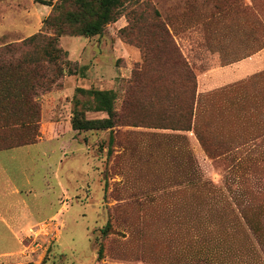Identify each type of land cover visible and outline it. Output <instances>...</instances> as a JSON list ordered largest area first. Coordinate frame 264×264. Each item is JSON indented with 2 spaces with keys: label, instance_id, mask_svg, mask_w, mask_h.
<instances>
[{
  "label": "rangeland",
  "instance_id": "374dc122",
  "mask_svg": "<svg viewBox=\"0 0 264 264\" xmlns=\"http://www.w3.org/2000/svg\"><path fill=\"white\" fill-rule=\"evenodd\" d=\"M59 1L46 0L50 14ZM116 13L100 35L57 37L45 24L0 41L30 39L0 62L11 69L0 150L38 140L45 95L47 140L78 112L107 117L81 90L114 91L121 117L111 156L109 130L46 142V219L59 225L25 261L264 264V0H121ZM50 38L67 52L59 63L46 59ZM193 76L204 83L193 135L150 128L188 125L172 106ZM14 249L0 244V264L21 261L5 257Z\"/></svg>",
  "mask_w": 264,
  "mask_h": 264
},
{
  "label": "crops",
  "instance_id": "0c3cea01",
  "mask_svg": "<svg viewBox=\"0 0 264 264\" xmlns=\"http://www.w3.org/2000/svg\"><path fill=\"white\" fill-rule=\"evenodd\" d=\"M46 0H0V41L21 42L39 33L50 14ZM204 83L199 80V90ZM41 98L43 117L41 135L35 143L0 151V244L15 246L7 258H21L16 264H28L25 260L27 245L40 238L46 240V227L57 224L54 217L46 219V142L65 140L84 143L75 138L78 131L70 129L58 139L46 138V95ZM53 97H56L53 94ZM79 133V132H78ZM87 146V144H86ZM89 147L87 146V149ZM65 188V187H64ZM48 190V189H47Z\"/></svg>",
  "mask_w": 264,
  "mask_h": 264
},
{
  "label": "trees",
  "instance_id": "16d2710c",
  "mask_svg": "<svg viewBox=\"0 0 264 264\" xmlns=\"http://www.w3.org/2000/svg\"><path fill=\"white\" fill-rule=\"evenodd\" d=\"M120 4L121 0H93L88 2L86 5L84 0H60L56 5L53 6L52 13L45 20V24L48 29H53L57 37H61L67 32L77 36L100 35L103 33L108 24L117 22L119 14L116 13V9ZM81 8L85 10V13H79L78 9ZM28 40L30 41V39ZM28 40L24 41L23 43L25 44V42ZM24 44L17 46L8 45L6 47L0 48L1 64H3V62H9L11 65V60L13 59L14 54L13 48L21 47ZM46 45L49 47L47 48L48 51L46 52V59L49 63H59L65 59V57L67 58V52H64V50L60 48L57 38L47 39ZM9 54L11 55L10 57L12 59L10 57L8 58ZM10 72L11 69L9 67H0V96L7 95V92H1V88L4 79L6 78L5 74ZM198 89L199 85L197 78L193 76L191 81L188 80V86L186 87L188 94H185V96L187 95V98H184L182 102L177 101V103L172 106V109L175 110V113L178 114V117L183 121L186 119L185 122L187 121L188 125H183L181 122H178L177 124H166L161 126L156 124L155 126H150V128L164 131L170 130L178 132L182 135H193L192 132L194 130V117L196 114V105H198L197 99H199ZM80 92L93 98L92 102H89L91 107L88 111L106 113L107 117L102 119H87L84 113L78 112L72 118V130L78 132L109 130L111 132V146L108 154L111 156L112 145L114 143V138L112 136L113 130L117 126L118 121L121 120V117H118V112L115 106L117 94L114 91L101 90H81ZM212 118L213 117L210 118L209 115L208 121H212ZM130 127L138 128L139 126L132 125ZM19 146L21 145L8 146L2 150H8Z\"/></svg>",
  "mask_w": 264,
  "mask_h": 264
}]
</instances>
